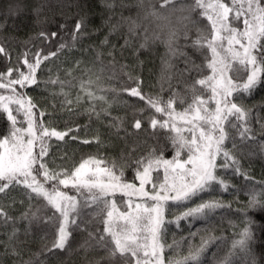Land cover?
<instances>
[{"label":"snow or ice","instance_id":"6c2138e0","mask_svg":"<svg viewBox=\"0 0 264 264\" xmlns=\"http://www.w3.org/2000/svg\"><path fill=\"white\" fill-rule=\"evenodd\" d=\"M138 4L144 10L145 0H138ZM149 5L143 18L165 22L160 30L166 32L163 43L167 46V55L183 57L184 68L172 73V63L164 61L160 91L165 90L167 83L170 95L166 100L159 94L143 92L139 77L128 74V79L136 86L123 87L122 91L145 104L140 108L132 106V127L142 129L141 119H135L142 116L156 139V146L149 147L145 155L133 157L131 152L135 148H132L119 163L108 161L107 164L90 156L72 169L56 165L51 158L45 160L49 155V142L53 138L57 143L64 141L72 130L57 131L50 123L46 125V113L25 90L39 86L37 69L57 53L41 58L37 52L30 62L29 52L25 51L17 57L15 68L0 72V115L7 123L4 134L0 135V225H12L7 240L0 241L3 247L0 264L9 255L14 257L13 264H46L39 259L41 253L23 259V242L18 239L20 229L15 227L19 221L28 225L25 235L33 222L54 231L51 246L44 245L42 252L64 251L73 232H86L87 238L80 247L86 253L89 249L104 252L100 259L88 264H116L117 260L124 264H205V257L213 247L218 251L211 253L207 264H238L240 258L243 264H261L264 259V255H256L258 232L254 231L264 229V225L248 215L249 211L264 210V182H259V192L249 190L246 205L235 209L233 203L238 202L241 189L231 183V177H243L246 185L257 183L241 163L246 147H258L260 155L264 156V140L257 139L264 136V116L259 112L264 103L251 107L243 103L258 91H264V0H191V3L157 0L155 5L149 0ZM105 6L113 10L117 7L116 0ZM119 7L127 5L121 0ZM36 11L39 13L40 9ZM194 14L199 19H194ZM171 16H175V23ZM139 18V13L137 19L121 16L111 30L116 31L121 24H126L129 34H134L141 26ZM205 19L207 23L201 27ZM237 24L241 26L236 27ZM86 26V18L81 17L74 26L73 42L77 34L83 35L82 29ZM5 27L6 21L0 22V30ZM193 31L195 39L184 47L190 46L199 53L201 63L181 51L178 44L181 36L187 41ZM39 35L47 39V34ZM51 35L54 37L56 33ZM159 39L156 34L151 38L145 35L140 47ZM103 43H107V38ZM128 43L125 40V46ZM64 48L61 44L58 51ZM0 54L10 56L3 43H0ZM22 66H26V71L21 70ZM66 71L71 75L70 70ZM173 76L177 84L183 85V92L176 90ZM47 83H60L63 87L58 78ZM101 84L99 78L81 80L83 96L78 93L73 100L62 92L61 108L71 111L72 105H79L84 99L91 102L87 111L99 118L107 109L97 112L96 104L107 103L106 98L88 89L94 86L97 92L116 91ZM177 103L182 106L179 111ZM253 109H257L255 114ZM145 112L149 114L144 115ZM157 114H160L159 119ZM113 119L119 122V131L123 119ZM253 119L259 125L255 133ZM71 139L77 138L72 136ZM169 149L173 152L170 159L164 155ZM125 169L131 170V180L125 177ZM14 191L26 197L28 206L16 218L6 208L10 210L16 203L25 201L13 198ZM216 193L231 194L235 200L225 202ZM5 200L10 203L5 204ZM34 200L40 202L39 207L32 203ZM45 211L51 214L43 215ZM217 212L221 215L217 216ZM224 212L243 217L242 227L228 220V227L234 229L231 239L223 234V229L219 236L208 227L192 230L197 220L206 225H211L213 220L223 222ZM182 222L188 234L179 240L173 234L172 243H167L169 229L174 226L182 230ZM90 228L95 230L90 231ZM197 237L199 243H193ZM185 242L186 253H182L180 248ZM225 244L227 248L220 255L219 250ZM166 250L175 255L166 260Z\"/></svg>","mask_w":264,"mask_h":264},{"label":"trees","instance_id":"16d2710c","mask_svg":"<svg viewBox=\"0 0 264 264\" xmlns=\"http://www.w3.org/2000/svg\"><path fill=\"white\" fill-rule=\"evenodd\" d=\"M111 0H0V22L6 21V27L0 30V43L9 49L10 56L5 57L0 54V72H4L8 67H16L17 57L25 52H29V61L32 62L35 53H39L40 57L49 56L50 53L56 52V56H50L48 60L43 61L40 68L36 71V79L38 87L32 86L25 91L30 96L34 103L43 110L46 115L44 117L45 124H51L57 131H67L71 129L64 141L56 142L53 138L50 143L49 155L45 160L50 158L55 161L56 165L72 169L78 166L80 162L88 157H95L97 160H103L105 164L108 161L120 162L121 157L128 155L132 148L135 151L131 152L133 157L145 155L149 147L156 146V139L151 136V129L148 123L142 116H137L135 119H141L142 129L134 130L132 124L134 118L132 116L133 107H144V101L137 97H131L128 93L123 92V87H135L136 84L128 79V74L133 77H139L143 82L141 89L143 92L159 94L163 99H167L170 95L168 84H164V91H160L161 76L164 73V61L170 60L173 65L171 70L174 73L177 69L184 68V58L181 56L169 57L168 49L163 40L166 32L161 31L164 28V21H155L152 17L144 19L145 10L149 5V0H145L144 10L138 4V0H123L127 7L121 8L119 4L121 0H116L117 7L113 10L107 9L106 3ZM157 0H151L155 5ZM185 3H191V0H185ZM36 9H40L37 13ZM159 11V8L157 7ZM139 13L140 28L134 34H129L126 24H121L116 31H112L113 25H116L120 17H132L137 19ZM163 15H169L163 13ZM85 17L87 26L82 29L83 35L77 34L75 42H73L74 26L77 21ZM194 19L199 17L194 14ZM170 19L175 23V16ZM206 19L201 23V27L206 25ZM236 27L241 25L237 24ZM147 29V32H145ZM47 34V39L40 37V33ZM55 32L53 37L51 33ZM154 34L159 35L160 39L151 41L144 48L140 45L144 43V37L147 35L151 38ZM107 38V43L103 41ZM195 39V32L189 35L187 41L181 36L178 44L180 50L187 53L197 63H201L202 57L196 53L190 46L191 40ZM125 40L129 43L125 46ZM61 44L65 45L62 51H58ZM99 53V58L97 54ZM111 53V55H109ZM22 64V61H21ZM126 66V67H121ZM22 71H26V66L21 67ZM71 71V75L68 71ZM171 74V73H169ZM15 75V72H13ZM59 79L63 83H47L49 80ZM100 79L101 86L104 88H114L115 92L105 91L97 92L95 87L88 90L96 92V95H103L107 103L100 102L96 104V111L102 112V109H107V113L101 114L99 118L96 115L90 114L87 109L91 106V102L81 100L79 105H72L71 111L68 108H61L63 95L48 94L45 88L54 91H65L69 94L70 99H75V96L81 94L80 82ZM43 82H46L43 85ZM172 83L176 85V90L183 92V85L177 84L175 76ZM43 86V88H42ZM45 87V88H44ZM243 103L251 107L254 104L264 103V91H258L250 99H245ZM181 105L177 103V110H181ZM257 109H253V113ZM261 116H264V108L259 109ZM145 112L144 115H148ZM113 118H122L123 125L117 131L119 122ZM160 114H157V119ZM7 123L3 115H0V135L4 134ZM252 127L254 133L259 131V125L253 119ZM144 129H149L145 132ZM75 136L77 139H71ZM258 140H264V136H257ZM88 140L91 143H83ZM163 143V140L160 141ZM230 147V145H229ZM245 156L241 159L243 168L248 169L249 175L257 183H248L246 185L243 177H231V183L240 188L238 194V202L233 203V209L243 207L248 203L250 189L257 192L260 191L261 184L264 182V156L260 155L258 147H246L244 149ZM252 152L251 156L247 153ZM166 158H171L173 152L169 149L164 153ZM53 165L50 163L49 167ZM104 164L101 165L103 167ZM125 177L132 179L130 169H125ZM71 194V193H70ZM218 198L225 202L234 201L235 197L231 194L216 193ZM11 196L17 201L24 200V204L16 203L10 210L6 211L13 217H19L21 213L27 210V199L19 191H14ZM208 197L206 196L205 199ZM198 202V201H197ZM10 203V200H5V204ZM36 207L40 206V202H32ZM123 210V209H121ZM43 215H50V212L45 211ZM217 216L221 215L217 212ZM223 222L213 220L211 225H206L202 221H195L192 230L196 228L208 227L214 235L231 237L234 229L228 227V220H232L241 227L243 217L234 212H224ZM257 223L264 225V210L257 209L248 212ZM20 229L19 241L23 242V259L28 260L34 258L35 253H41L39 259L45 261L46 264H88L90 261L100 259L104 252L99 249H89L87 253L80 246L84 244L87 233L73 232L69 238V246L64 251L54 250L53 252H42L44 245L51 246L52 240L55 238L54 231L46 225L33 222L27 235L24 234L28 225L24 221H19L15 225ZM102 228V226H100ZM12 225H0V241L7 240V233H10ZM181 229L177 230L174 226L169 229L167 243H172V236L175 234L179 240L181 236L188 234V228L181 223ZM90 231L95 229L90 228ZM258 232L257 244L255 252L257 256L264 255V229L255 230ZM199 243V237L192 241ZM230 243V240H229ZM186 244L181 245L180 251L186 253ZM227 244L222 246L219 254L223 255ZM218 251L215 247L209 249L208 256L205 257V264L211 256L212 252ZM3 253V247H0V254ZM165 258L170 255H175L170 251H165ZM14 257L5 256L3 264H13ZM116 264H124L123 261L117 260ZM238 264H243V258L238 260ZM264 264V259L261 260Z\"/></svg>","mask_w":264,"mask_h":264},{"label":"rangeland","instance_id":"374dc122","mask_svg":"<svg viewBox=\"0 0 264 264\" xmlns=\"http://www.w3.org/2000/svg\"><path fill=\"white\" fill-rule=\"evenodd\" d=\"M45 83H46V82H43V85H45ZM42 88H43V86H42ZM44 88H45V87H44ZM45 90H46V92H47L48 94H52V95H53L54 93H60V94H61L62 92H65V91H57V90L53 92V91H52L51 89H49V88H48V89L45 88ZM81 95L83 96V93H81ZM63 100H64V96H63Z\"/></svg>","mask_w":264,"mask_h":264}]
</instances>
